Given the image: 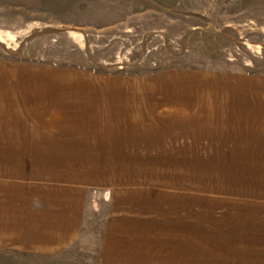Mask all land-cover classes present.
Masks as SVG:
<instances>
[{
    "label": "crops",
    "instance_id": "crops-1",
    "mask_svg": "<svg viewBox=\"0 0 264 264\" xmlns=\"http://www.w3.org/2000/svg\"><path fill=\"white\" fill-rule=\"evenodd\" d=\"M46 70L87 81L24 105L13 79L0 105V264H264V74ZM151 158L205 175L152 182Z\"/></svg>",
    "mask_w": 264,
    "mask_h": 264
},
{
    "label": "rangeland",
    "instance_id": "rangeland-1",
    "mask_svg": "<svg viewBox=\"0 0 264 264\" xmlns=\"http://www.w3.org/2000/svg\"><path fill=\"white\" fill-rule=\"evenodd\" d=\"M0 65V105H7L13 79L24 105L78 103L66 89L86 78L46 70L52 68L94 75L167 68L264 74V0H184L172 9L147 0H0ZM15 65L43 70L2 67ZM150 160L152 182L205 175L168 173L160 158ZM231 191L225 196H258L255 189L232 185Z\"/></svg>",
    "mask_w": 264,
    "mask_h": 264
}]
</instances>
